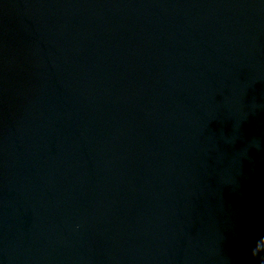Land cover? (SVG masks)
<instances>
[{
    "label": "water",
    "instance_id": "obj_1",
    "mask_svg": "<svg viewBox=\"0 0 264 264\" xmlns=\"http://www.w3.org/2000/svg\"><path fill=\"white\" fill-rule=\"evenodd\" d=\"M0 264H264V0H0Z\"/></svg>",
    "mask_w": 264,
    "mask_h": 264
},
{
    "label": "clouds",
    "instance_id": "obj_2",
    "mask_svg": "<svg viewBox=\"0 0 264 264\" xmlns=\"http://www.w3.org/2000/svg\"><path fill=\"white\" fill-rule=\"evenodd\" d=\"M255 255V254H254Z\"/></svg>",
    "mask_w": 264,
    "mask_h": 264
}]
</instances>
